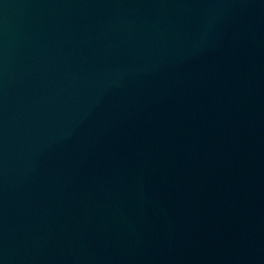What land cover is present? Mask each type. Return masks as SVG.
<instances>
[{
    "label": "water",
    "instance_id": "obj_1",
    "mask_svg": "<svg viewBox=\"0 0 264 264\" xmlns=\"http://www.w3.org/2000/svg\"><path fill=\"white\" fill-rule=\"evenodd\" d=\"M0 264H264V0H0Z\"/></svg>",
    "mask_w": 264,
    "mask_h": 264
}]
</instances>
